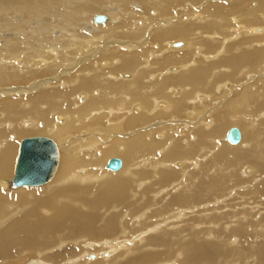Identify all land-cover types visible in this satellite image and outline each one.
<instances>
[{"label": "bare ground", "instance_id": "obj_1", "mask_svg": "<svg viewBox=\"0 0 264 264\" xmlns=\"http://www.w3.org/2000/svg\"><path fill=\"white\" fill-rule=\"evenodd\" d=\"M174 1L167 0L165 5L162 0H0V95L6 96L0 98V108L4 112L0 113V264L22 262L14 248L32 245L37 233L52 232L55 226L62 227L63 224V227L72 228L80 217L81 222L86 221L87 216L67 207V200L77 201L78 204L93 210L95 204H98L101 211V205L111 198H117L125 185H136L137 177L145 176L141 170H137L146 169L147 166L163 185L166 184L162 170L158 172L160 166L157 165L163 164L164 169L171 167L173 162L168 159L171 160L170 155L174 151L175 141L169 136L187 132L181 128L183 120L190 123V118L197 117V123L195 122L193 127L199 124L200 130H205L206 121V130L210 131L213 118L207 120L210 113L204 112L208 108L201 107L206 92L196 91L191 96L189 94L192 87L200 82L205 83L206 88L210 85L205 82V73L201 77L199 75L200 71L206 72V69L198 68L195 63L201 58V48L194 45L191 30L198 24L206 23L208 19L212 25H218L220 19L213 17L218 11V6L212 5L207 10L206 16H204L205 10L201 11L200 15L197 13L192 20L167 25L169 21L167 19L162 22V31L157 36L159 40H156L152 33L148 36L149 14L155 12L158 19L168 15L171 13L167 12L169 6ZM241 6L234 1V10H240ZM112 7L114 10L110 11ZM104 12H107V15L101 14ZM95 14L106 16V21L100 24L93 23ZM261 18L264 20V13H261ZM232 22L236 25V18L232 19ZM176 24L180 25L176 27ZM262 28H252L250 33L261 35L264 33V25ZM54 32L58 35L54 36ZM183 33H189L190 36L186 38L192 39V45L189 40L188 42L173 39L165 41L163 45L168 43L164 51L167 55L166 61H163V56L157 54L161 49L162 41L168 36L175 37ZM195 35L201 33L196 32ZM238 35L245 37V28L240 24L230 36L233 38ZM232 38L228 39L229 42H233ZM205 39L216 44L221 37L213 33L206 34ZM176 41H181V45H175ZM156 42L160 43V47L156 46ZM145 44H148V48L141 49ZM153 45L156 48H152ZM234 46L238 50L240 49L238 46L243 48L241 42ZM217 48L213 53L204 55V62L212 60L213 64L219 65L214 56L223 55L226 47L221 44L220 49ZM252 53L260 54L261 50L253 49ZM239 67V62L234 61L233 70H239ZM125 70H130L131 74L128 75L126 73L128 71ZM260 71L261 69H258L254 73ZM220 73H227L226 69L223 68ZM246 74L251 75L252 71ZM44 76L54 77L40 81L39 78ZM119 77L123 80L133 79L123 81ZM53 82L56 88L51 87ZM188 82L191 83L190 86ZM220 83L223 84L225 81ZM181 85L184 86L183 89ZM213 85L212 83L211 86ZM177 88L180 90L179 95L181 93L189 95L186 101L181 102V96L178 99L172 97ZM227 89L228 85L224 84L220 92L222 97H230ZM82 90H87L84 91L86 94L80 93ZM240 93L243 94L242 99L233 101L230 98L226 105L217 110V113L224 111L231 103L240 106L241 103L247 104L249 100H260L251 79L249 83L242 84ZM192 97H196V101H190ZM199 98L203 100L200 101ZM80 99L81 102H85L80 103ZM211 102L210 100L209 103ZM154 108L158 115L153 113ZM59 111L69 113H65L66 116L57 115ZM259 115L264 116V111L259 112ZM158 117L162 120H157ZM168 119L170 120L166 121ZM55 120L61 122L56 123ZM245 122L248 123L249 130L255 133L259 122ZM27 124L31 126L28 129ZM149 125L157 127L149 129ZM39 129L58 143V147L54 143L58 152L55 173L46 184L13 187L11 182L15 178L16 160L13 174L11 163L16 152L18 154L23 139L19 142L18 149H16L17 140L27 135L29 131ZM244 133L243 136L241 130V139L237 145L230 144L224 137V141L233 147L229 149L225 147L229 150V156L233 154L230 149L240 144L243 147L240 148L243 150L242 154L232 155V161H236L238 156L252 153V143L246 141L245 130ZM126 134L128 138L123 137ZM242 136L246 143L242 141ZM259 138L257 136V140ZM11 140L15 141L11 142ZM208 142L211 147L214 145L211 151L219 148L216 139L213 142L209 139ZM81 149L85 151H79ZM203 149L201 148V154ZM211 151L203 159L209 161L213 158L214 153ZM114 156H118L121 160V168L118 171L107 170L105 166L108 158H116ZM197 159L199 158L181 159L180 162H176V166L181 168L171 170L172 173L177 174V178L184 173L185 178L177 179L179 182L177 181L178 184L173 189L179 191L186 188V191L181 193L193 204L203 201L201 193L204 194L205 199L207 197L213 199L217 191L230 188V183H233L232 187L236 185L234 184V178L237 177L234 174L236 169L230 170V167L219 169V179L214 180L209 174L212 169L204 168V163L200 165ZM262 160L264 162V156ZM263 162L258 163L250 158L240 167L253 164L255 173L262 172ZM136 164L138 167L132 168ZM187 165L193 166L196 172L188 174L185 169ZM243 170L242 173L240 171L243 174L241 177L249 178L248 174H251L252 170L248 167H244ZM106 176L110 179H106ZM188 182L190 185H195L196 190L188 192L185 187ZM49 183L51 184L45 187ZM85 183H100V185L81 186ZM13 188L18 189L9 190ZM169 188L170 186L164 190L165 194L171 191ZM44 193L49 196L44 197L42 195ZM219 194L224 195L217 193ZM92 196H94L93 200H86L87 197ZM43 207H50L53 215L41 217L37 224L31 223L29 220L37 217ZM173 207L172 201L164 205V209L168 210ZM228 217L236 219L239 216L228 215ZM223 219L227 218L224 216ZM96 220L97 216L94 215L90 223L94 224ZM116 224L109 222L103 230L114 232ZM192 226L194 229H202L198 223ZM246 228L247 226L241 225L236 228L235 233L245 236L248 232ZM182 231L184 230L181 229L179 232ZM95 236L97 232L94 233L91 229L90 238ZM99 237L102 238L103 235ZM115 244L107 241L105 243L107 247L103 246V248L111 250L109 254L116 253L115 249L120 245L117 246L118 242ZM101 245L87 244L89 248L86 247L87 251L84 250L85 259L90 255L92 248ZM110 245L117 247L112 249ZM213 249H216L219 255L224 250L218 243L213 244ZM195 254L201 261L207 258L205 256L207 252L202 250L196 251ZM85 259V263L88 264V260ZM103 259L107 260L108 257Z\"/></svg>", "mask_w": 264, "mask_h": 264}, {"label": "rangeland", "instance_id": "obj_2", "mask_svg": "<svg viewBox=\"0 0 264 264\" xmlns=\"http://www.w3.org/2000/svg\"><path fill=\"white\" fill-rule=\"evenodd\" d=\"M162 1L165 5L167 4V0ZM234 1L242 5L240 10L233 9ZM212 5L218 6V11L213 14V17L220 19L218 25H212L209 23L208 19L206 23L198 24L195 26V29L191 30L193 33L191 38L194 39V45L201 48V58L195 63L198 65V68L206 69V72L200 71L199 75L201 77V75L205 73V82H208L210 85L206 88L205 83L203 84L200 82L192 87L191 92H189L190 96L195 94L196 91L199 93L206 92L204 93L206 94L205 100L201 98L200 101L203 100L202 103L204 102L201 104V107L206 106L208 108L204 113H210L207 120L211 117L213 118L210 131H207L208 129L206 130V121L204 122L205 130H200L199 124L193 127L195 122L197 123V117L190 118V123L183 120V126L181 128H184L183 130L187 132L181 135L169 136V138L175 141L174 151L170 155L171 160L168 159L171 163L173 162L172 165L174 166L171 165L169 169H164L165 167H163V164L159 163L157 165V167L160 166L158 172L162 170V174L167 182L166 184L163 185L156 175L153 174L152 169L147 166L146 169L139 168L137 170H141L145 176L139 175L136 185H125L117 198H111L101 205V211L99 210L98 204H95L93 210L78 204L77 201L67 200V207L74 210V212H81L82 215L87 216L86 221L81 222L82 218L80 217L77 224H73L72 228L63 227V224L62 227L55 226L52 232L37 233L32 245L26 247L17 246L14 248L16 249L17 255H20L22 262L14 261L13 263L87 264L84 261V252L89 248L87 244L91 246V244L94 243V245H102L92 248L93 250L89 252L90 255L85 259L86 261L88 260V264H264V162L262 160L264 156V116H260L262 114L259 115V112L264 111V33L261 35H253L254 33H250L252 28L261 29L264 25V20L261 18V13H264V0H175L174 3L169 6L167 12L171 13L168 15L158 19L155 12V14L153 12L149 14L150 26L147 29L148 36L152 33L155 39L159 40L157 36L159 32L162 31V22L168 19L167 25H169L178 21L192 20L195 19L197 13L200 15L202 14L201 11L204 10V16H206L208 15L207 10ZM111 10H114V8H110V11ZM106 13L107 12L101 14ZM234 18H236V25L232 22ZM239 24L245 28V37L238 35L232 38L230 35L235 32ZM179 25L180 24H176L175 26L177 27ZM154 30L155 32H153ZM196 32L201 33V35H195ZM213 33L221 37L220 41L216 44L205 39L206 34L210 35ZM53 35L56 36L58 33L54 32ZM189 36V33H183L175 37L168 36L162 41L161 47L160 43L156 42V46L161 48L157 53L158 56L162 55L164 58L163 61H166L167 53L164 51L168 43L166 45H163V43L165 41H171V39L185 42L189 40V43L192 45V39L186 38ZM231 38L233 42H229L228 39ZM176 42L178 43L179 41ZM238 42H241L243 45V48L238 46V48H240L239 50L234 46V44ZM221 44L226 47L225 53L218 57L214 56L219 62V65L213 64L212 60L204 62V55L213 53L217 47L219 50ZM144 48H148V44H145L141 49ZM152 48L156 47L153 45ZM253 49H260L261 53L253 54ZM159 59L161 60V58ZM243 60H245V62H243ZM234 61L239 62V70H233L232 65ZM223 68L226 69L227 73H220ZM258 69H261V71L259 73H254V71ZM125 71H128L126 72L128 75L131 74L130 70ZM248 71H252V74H246ZM53 77L54 76H44L39 79L40 81H46ZM250 79L260 100H249L247 104L241 103L240 106L232 105L231 103L224 111L217 113V110L226 105L230 98H232L233 101L242 99L243 94L240 93V88L242 84L249 83ZM120 80L123 79L120 78ZM131 80L124 79L123 81ZM220 81H225V83L222 84ZM212 83L214 84L213 87L211 86ZM187 84L188 86L191 85L190 82ZM224 84L228 85L227 90L230 92L229 98L227 96H221L220 92ZM51 87L56 88L54 82L51 83ZM180 87L182 89L184 88L183 85ZM177 89L178 90L172 94V97L178 99L181 96L180 101H186L189 95L187 93H181L179 95L180 90L179 88ZM84 91L87 90H82L80 93H85ZM5 97L4 94L0 95V98ZM209 97H211V103H209ZM195 99L197 98L192 97L190 101H196ZM81 101L80 99V103L85 102ZM150 107L152 106L150 105ZM160 111V113L163 114V111ZM0 113H4L1 111V108ZM57 113V115L66 116L65 113L69 112L59 111ZM153 113L158 115L155 108ZM84 115H86L85 111ZM234 117H239V119L235 120ZM243 119L251 123L259 122V127L255 130V133L249 130L248 123L243 121ZM157 120L162 119L158 117ZM169 120L170 119L166 121ZM57 121L58 120H55L56 123L61 122ZM29 127L31 126L28 125L27 129ZM148 127L152 129V127L156 128L157 126L149 125ZM232 127L238 128L240 133L242 130L243 136L245 135V130L246 141L252 143V153L246 156H238L236 161H232V155L234 153L242 154L243 150L240 148L243 147L240 144L236 146V148L230 149L233 154L229 156V150L227 149L233 147L224 141L225 133ZM187 128H190L189 131ZM147 131L148 130H146V132ZM257 136L260 137L258 140ZM30 137L49 138L58 147V143L55 139L41 132L39 129L29 131L27 135L19 137L16 149H18L19 142L22 139ZM123 137L128 138L129 136L126 134ZM192 138H194V140ZM209 139H212V142L216 139L219 148L211 151L214 149V145L211 147V144L208 142ZM12 141L15 140H11V142ZM243 142H245V139ZM63 145L67 146L66 144ZM225 147H227V149H225ZM201 148H204L202 154ZM16 149L15 152L17 151ZM79 151L83 152L85 150L81 149ZM157 151L158 150H156V153ZM210 151L214 153V157L209 161H207L208 159H203ZM16 155L11 163L12 174ZM114 157L119 158L118 156ZM257 157H259V159H257ZM111 158L113 157H109L108 159ZM195 158H199L197 161H200V165L204 163V168L212 169L209 174H211L210 178L214 180L219 179V169L224 170L225 167H230V170L236 169L234 174L237 177L234 178L235 182L233 180L236 185L232 187L233 183H230V188L227 190L224 189V191H217L213 199L208 197L205 199L204 194L201 193V200L203 201L193 204L191 200L185 198L181 193V191H186V188H182L179 191H174L173 189V187L178 184L179 179L185 178V176H183L184 173L182 176L178 175L177 178V174L172 173L171 170H178L181 168L176 166V162H180L181 159L193 160ZM250 158H253L258 163L263 162L262 172L256 171L257 173H255L253 164L240 167L246 164ZM134 167H138V164L132 166V168ZM186 167L185 169L188 171V174L196 172V169L192 168L193 166L187 165ZM244 167H248L252 170L251 174H248L249 178L241 177ZM197 169L199 170L200 167ZM106 179L110 178L106 176ZM51 183L45 185V187ZM92 185L98 186L100 183L81 184V186L85 187H90ZM168 186H170L171 189H169L171 191L165 194L166 192H164V190ZM194 186L195 185H190L188 182L185 187H187V191L189 192L191 190H196ZM14 189L18 188L9 190ZM217 193H223L224 195L220 196V194L217 195ZM42 195L44 197L49 196L46 193ZM88 195L89 193H87V196ZM93 199L94 196L87 197L86 200ZM170 201L173 202L174 207L171 210L164 209V205L168 204ZM28 208H30V206H28ZM242 213H246L247 215ZM52 215L53 211L50 207H43L40 209L37 217L29 221L33 224H37V221L40 222L41 217ZM94 215L97 216V220L94 224H91L90 220ZM228 215H238L239 217L235 219L228 217ZM224 216L227 218L226 220L223 219ZM109 222L113 224L117 223L114 232H109L106 229L103 230L104 226ZM197 223L202 226V229L193 228L192 225ZM241 225L247 226L246 229L248 232L245 236L235 233L236 228ZM188 228L194 230L191 231ZM91 229H93L94 233L97 232V236H95L96 239L90 238ZM181 229L184 231L179 232ZM100 235H103V237L100 238ZM142 236L143 238H141ZM107 241L112 242L113 245L118 242L117 246H120L115 249L116 253L109 254L111 250H106L105 248L107 247L105 245ZM214 243H218L219 246L224 249L221 255H219L216 249H213ZM113 245H110L112 249L117 247ZM103 246L105 247L103 248ZM199 250L207 252L205 255L207 258L202 259L203 261L195 254V252ZM96 255H98V257H96ZM107 257V260L103 259ZM95 261L96 263H93Z\"/></svg>", "mask_w": 264, "mask_h": 264}, {"label": "water", "instance_id": "obj_3", "mask_svg": "<svg viewBox=\"0 0 264 264\" xmlns=\"http://www.w3.org/2000/svg\"><path fill=\"white\" fill-rule=\"evenodd\" d=\"M106 16L96 15L93 23L100 24L106 21ZM175 45L180 46L181 43ZM241 136L238 128H230L225 140L232 145L240 142ZM58 162V152L54 142L45 137L26 138L20 142L15 164V178L13 187L39 186L48 183L55 173ZM121 160L111 158L106 164V169L118 171ZM93 258V257H90Z\"/></svg>", "mask_w": 264, "mask_h": 264}, {"label": "flooded vegetation", "instance_id": "obj_4", "mask_svg": "<svg viewBox=\"0 0 264 264\" xmlns=\"http://www.w3.org/2000/svg\"><path fill=\"white\" fill-rule=\"evenodd\" d=\"M199 100H201V98H199Z\"/></svg>", "mask_w": 264, "mask_h": 264}]
</instances>
